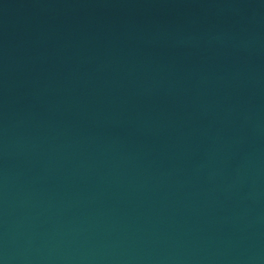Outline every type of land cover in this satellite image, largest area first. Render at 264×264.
I'll return each mask as SVG.
<instances>
[{
    "label": "water",
    "instance_id": "water-1",
    "mask_svg": "<svg viewBox=\"0 0 264 264\" xmlns=\"http://www.w3.org/2000/svg\"><path fill=\"white\" fill-rule=\"evenodd\" d=\"M0 264H264V0H0Z\"/></svg>",
    "mask_w": 264,
    "mask_h": 264
}]
</instances>
